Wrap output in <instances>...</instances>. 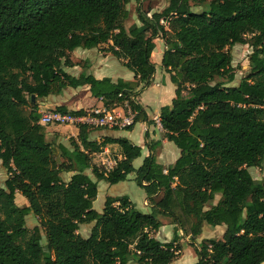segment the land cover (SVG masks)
<instances>
[{
	"label": "trees",
	"instance_id": "16d2710c",
	"mask_svg": "<svg viewBox=\"0 0 264 264\" xmlns=\"http://www.w3.org/2000/svg\"><path fill=\"white\" fill-rule=\"evenodd\" d=\"M133 1L141 25L126 28ZM153 1L0 0V161L9 174L0 186V264H172L187 246L195 264H264V180L249 172L264 158V0H165L162 12L141 9ZM157 39L165 42L162 66L177 88L160 113L164 139L181 151L176 163L160 164L151 149L136 170L141 147L126 138L92 141L85 124L69 145L48 138L38 104L68 88L90 86L110 110L129 103L137 116L126 131L151 125L137 98L154 81ZM249 44L251 72L229 86L236 80L230 49ZM102 47L135 81L66 71L77 66L70 54ZM110 145L120 147L122 159L108 171L94 156ZM65 174H73L68 182ZM132 174L150 214L126 196L107 198L103 213L93 209L100 182L118 185ZM19 194L28 206L16 204ZM31 214L40 222L33 232ZM160 216L175 226L171 243L152 235L163 227ZM89 224L90 236L81 237ZM205 226H225L223 239L179 244L182 236L195 241Z\"/></svg>",
	"mask_w": 264,
	"mask_h": 264
},
{
	"label": "rangeland",
	"instance_id": "374dc122",
	"mask_svg": "<svg viewBox=\"0 0 264 264\" xmlns=\"http://www.w3.org/2000/svg\"><path fill=\"white\" fill-rule=\"evenodd\" d=\"M198 3L196 1H192L191 5L195 6ZM168 6V3L165 0H154L153 2H146L143 3L141 6V9L144 12H149L150 10H153L151 14L156 12H162L165 10ZM129 19L125 22L126 28H130L132 25L137 24L141 25L138 20V4L133 1L129 6ZM196 11H201L202 8L198 7L195 8ZM150 14V15H151ZM250 40V37L249 39ZM106 47H102V52H105ZM231 54L233 56V69L236 74V80L233 84L229 86H238L239 83L246 78L250 72V57L253 53V49L251 45H245V46H235L232 49H230ZM71 60L77 65V68L75 70H79L81 68L84 71V50L80 49L75 51L74 53L70 54ZM161 64V63H160ZM120 66V65H119ZM73 69V68H72ZM72 69H66L67 72H71ZM75 71V72H77ZM82 71V72H83ZM81 72L80 70L78 73ZM187 94V93H185ZM58 104V105H57ZM39 106V112H50L53 110H58L59 108H65L71 112L73 109H80L84 110V93L77 94L73 93L70 89H66L64 93L61 96H52L45 100H42L38 104ZM85 107H89L88 104H85ZM76 126H50L46 127L47 135L50 140L57 138L58 141L61 143H64L66 145H69L70 139L75 138L72 136V129L77 128ZM96 131V128L95 130ZM171 146L177 149V147L171 143ZM114 157V156H113ZM95 159L97 161H95ZM117 159V158H116ZM145 158H139L134 162V167L136 170H138L144 162ZM57 161L61 163L63 159L61 157L57 156ZM94 164L97 166H100L101 168H109L111 166V163L103 164L101 159H98L96 156L94 157ZM104 169V170H105ZM249 172L251 173L253 179L257 182H261L264 180V158L261 161V166L257 168H251L249 169ZM89 176L95 181V177L92 175V173L89 171ZM9 178V174L6 169L3 168L2 162L0 161V186L4 187L6 180ZM64 178H68V174L64 175ZM136 174H132L129 176L128 181L124 183H120L118 185H109L105 182L99 183V194L94 202L93 209L96 210L99 213H103L105 202L107 198L109 197H129L131 202L136 206V209L144 214H150L152 212L151 205L149 202H147V194L145 190H143L141 187L137 185L135 182ZM68 180V179H67ZM220 200V197H217L216 201L214 202V205H216ZM16 204L19 207L28 206L29 203L27 199L22 197L20 194L17 195ZM211 206V205H209ZM159 220L162 222L163 227L161 230L157 233H153L152 235L158 240L161 241L163 244L171 243L174 238L175 233V227H173V222L168 217L160 216ZM40 227V222L38 218H36L33 214L27 217V228L30 230V232H33L34 228ZM94 227V224L89 225H83L81 226L78 234H80L81 237L87 238L90 236L91 231ZM226 231V227H218L213 228L210 226H205L203 230V234L198 237L195 241H191L189 237L185 238L182 236V239L180 241V245H191L194 243L195 245H200L202 242L210 240V239H216V240H222L223 235ZM41 233L43 237L42 244L44 247L47 245V237L46 232L43 228H41ZM186 247V246H184ZM198 262V257L195 253V249L191 246H187L183 253L180 255L179 259H177L172 264H195ZM130 264H138L137 262L133 261Z\"/></svg>",
	"mask_w": 264,
	"mask_h": 264
},
{
	"label": "crops",
	"instance_id": "0c3cea01",
	"mask_svg": "<svg viewBox=\"0 0 264 264\" xmlns=\"http://www.w3.org/2000/svg\"><path fill=\"white\" fill-rule=\"evenodd\" d=\"M155 44L156 49L152 55V61L156 66L154 81L152 85L144 89L143 93L137 98V102L144 108L149 119L153 123L151 125L147 123H138L132 131L96 128V131H92L90 134V139L92 141L101 142L105 138H126L134 145L143 149V155L141 158H147L150 156V150L152 149L157 156L158 162L167 167L177 162L181 156V151L178 148L176 149L171 146V143L164 139V131L155 119L160 117L162 108L172 104L176 97L177 88L172 82V76L168 74L162 66L163 56L166 51L165 42L162 39H157ZM76 68L77 66L68 73L74 77L80 76L83 70L79 68L81 72L78 73L79 70H75ZM84 73H87L88 75L93 74L97 80L111 79L113 82L119 80L126 82L135 81V74L125 67L124 61L117 59L109 53L102 52L101 49L84 50ZM68 89L73 91V93H84L85 115L89 114L96 108L104 107L101 100L93 98L90 86H84L78 89ZM85 104H88L89 107H85ZM72 111L78 112L81 110L73 109ZM92 128L95 130L94 127ZM71 131L72 136L77 138L79 130L75 127V129H72ZM158 142H161V146L156 148L155 145ZM95 156L98 159H101L103 164L111 163L112 166H114L116 160L122 159L121 150L118 145H110L103 153ZM95 161L97 160L95 159ZM72 176L73 174H68V180L65 179V181L68 182ZM145 203L147 204L148 202Z\"/></svg>",
	"mask_w": 264,
	"mask_h": 264
},
{
	"label": "built area",
	"instance_id": "2783aa9c",
	"mask_svg": "<svg viewBox=\"0 0 264 264\" xmlns=\"http://www.w3.org/2000/svg\"><path fill=\"white\" fill-rule=\"evenodd\" d=\"M162 24L165 26L167 25L165 22H162ZM136 116L137 113L132 110L129 103H126L124 107L112 110L107 109L105 106L102 108H96L89 114L79 117L73 116L70 113H62L57 110L42 112L40 124L44 127L76 126L79 124H85L94 128L125 130L126 128L134 125ZM155 120L162 128L160 117H157ZM115 166L116 163L114 166H109L107 170L110 171Z\"/></svg>",
	"mask_w": 264,
	"mask_h": 264
},
{
	"label": "water",
	"instance_id": "95a60500",
	"mask_svg": "<svg viewBox=\"0 0 264 264\" xmlns=\"http://www.w3.org/2000/svg\"><path fill=\"white\" fill-rule=\"evenodd\" d=\"M33 100L35 101V97H33Z\"/></svg>",
	"mask_w": 264,
	"mask_h": 264
}]
</instances>
